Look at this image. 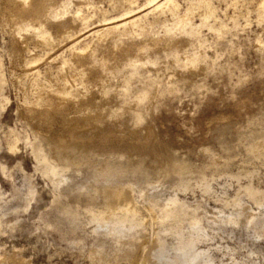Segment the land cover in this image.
Wrapping results in <instances>:
<instances>
[{
    "label": "rangeland",
    "instance_id": "1",
    "mask_svg": "<svg viewBox=\"0 0 264 264\" xmlns=\"http://www.w3.org/2000/svg\"><path fill=\"white\" fill-rule=\"evenodd\" d=\"M0 1V264L191 262L197 252L205 253L200 260L208 264H264V206L258 211L244 190L248 186L258 189L256 198L264 203V151H254L264 141L261 0H208L218 22L203 19L200 0H176L178 9L171 6L158 11H152L149 0H57L46 11L48 22L44 19L51 40L48 50L32 29L33 21L28 19L23 28H17L11 23L6 0ZM191 5L194 31L187 40L178 25ZM128 8L134 11L128 20L135 19L137 28L126 27L127 19L121 18ZM114 20L122 29L107 39L96 34L113 26ZM170 32L175 33L176 45L161 43L137 53L132 49L161 41ZM74 45L76 53L70 50ZM67 80L79 95L88 92L109 99L98 109L104 133L111 132L109 149H113L112 142L115 151L154 144L169 149L173 163L183 166L172 177L154 172L150 185L135 187L141 215L129 221L132 225L128 222L131 232L118 223L116 233L110 234L107 225L102 228L94 221L96 211L90 205L78 206L70 188H76L86 173L79 176L77 168H72L66 174L69 180L62 173L51 179L36 159V139L42 142V156H49L43 136H58L61 123L51 130L35 126L27 110L40 95L65 87ZM82 102L78 98L69 101L66 110L76 113ZM16 141L18 150L13 152L10 148ZM105 158L98 157L97 163ZM155 159L149 156L146 166L155 170L159 161ZM49 163L61 167L52 156ZM147 187L154 197L143 202L139 192ZM243 208H253L259 217L248 224L247 214L238 213ZM223 213L233 215L234 223ZM214 214L218 221L212 219ZM124 235L136 236L133 250L119 242ZM4 258L8 261L2 263Z\"/></svg>",
    "mask_w": 264,
    "mask_h": 264
},
{
    "label": "bare ground",
    "instance_id": "2",
    "mask_svg": "<svg viewBox=\"0 0 264 264\" xmlns=\"http://www.w3.org/2000/svg\"><path fill=\"white\" fill-rule=\"evenodd\" d=\"M6 2H7V10H8V13L10 14V17H11V23L14 26H16L17 28L18 27H22L23 28L24 23L28 19H31L33 21L31 23L32 24L31 25L32 29L34 28L39 33V35H40L39 36L40 37L39 38L40 39V43L43 46H45V50H46V48L48 50V48L51 46V40H50V38L48 36V33L45 31V27H44V22L45 21H44V19H46V21H47V18H49V17L46 16V11H47V9L52 8L57 3V0H6ZM147 2H149L148 5L152 4V7H153V10L151 9L152 11H158V10H161V9H164V8H170L171 6H172V8L175 7V10H176V8L178 7V5L176 3V0H165V1H162V0H159V1L149 0ZM198 5H199V8L201 10L203 19L207 20V19L213 18V19H215L216 22H218V18L216 16V9L211 5V3L208 0H200ZM144 6H146V5H144ZM66 7H67V5H66ZM193 7L194 6H192L189 9V11H187L188 12L187 15H185V16L182 15L183 17L180 18V23L178 25L179 26V30L184 35V38L187 39V40L190 38V36L193 34V31H194L193 28H192V22H191V17H190V15L193 14V11H194ZM133 9L135 10V8H133ZM195 9H197V8H195ZM4 10H6V8ZM127 10H126L127 13L125 12L126 14H123V15L121 14L122 15L121 18H123L124 20L127 19L125 21V23H124L126 25V27H127V25H130V26L132 25L134 27L136 20L135 19L128 20V18H129L128 15L132 14L134 11H132L130 8H128ZM170 12H171V10H170ZM258 12H259L260 15H262V13L264 12V0L260 1V6H259ZM150 13H151V11H150ZM146 14H148V13H146ZM49 15H50V13H49ZM105 15L106 14H104L103 17H105ZM5 16H6V14H5ZM54 16H56V15H54ZM80 18H81V16H80ZM259 18H261V17H259ZM115 19H116V17H115ZM141 19H142V17H141ZM3 20H5V19H3ZM6 21L7 20H5V22ZM117 21H115V20L111 21L110 25L116 23ZM233 22H235V21H233ZM108 23L109 22H107V25H109ZM220 24H224L223 21ZM137 25H139V24H137ZM137 25H135V27ZM119 26H121V25H115L114 24L113 26H107L106 29H103V30L101 29L102 31H97L96 34H98L99 37L106 38L110 34H112L114 30L121 28ZM189 26H191V28H192L191 32H188V30L190 28L187 30V28ZM222 26L224 27V25H222ZM138 28H140V26ZM98 29H100V28H98ZM123 29H124V27H123ZM88 30H89V28H88ZM135 31H137V29ZM132 34H133V32H132ZM27 35H28V33H27ZM87 36H89V35H87ZM174 36H175V33L170 32V34L167 35V37H164L161 41H154L153 43H150V41L148 43L146 41L147 42L146 44L138 45L136 47L134 46L135 48H132V49L136 53L138 51H142V50L144 52V51H147L150 48L152 49V47H153V49H155L154 47L158 48L159 44H161V43H162V45H164L166 47H170V46L175 44L174 43V41H175L174 40ZM121 37H118V38L121 39ZM18 38H19V36H18ZM144 38H145V36H144ZM23 39H24V37H22V40ZM52 39H53V37H52ZM65 39L66 38H64V40ZM122 39H123V37H122ZM128 39H130V38H128ZM19 42H20V40H19ZM72 42H74V41H72ZM72 42H71V44H73ZM79 43H81V42H79ZM103 43H104V41H103ZM105 43H106V41H105ZM119 43H118V45H119ZM84 44H85V42H84ZM113 45H112V47H113ZM162 45H161V47H162ZM131 46L133 47V45H131ZM131 46H129V47H131ZM87 47L88 46H86V48ZM53 48H55V45H54ZM116 48H118L117 45H115L113 47V49H116ZM129 49H131V48H129ZM169 49H171V48H169ZM70 50L71 51L73 50V52L76 53L77 52L76 45L72 46V49H70ZM89 50H91V48ZM71 54H72V52H71ZM84 54H86V53H84ZM75 55H73V56H75ZM77 55H79V54H77ZM82 55H83V53H82ZM95 55H96V53H95ZM17 56H19V54ZM58 57H60V55ZM83 58H85V57H83ZM81 61H79V62H81ZM32 64H33V61L31 63V65ZM64 65H66V64H64ZM81 66L82 65H80V67ZM35 67H32V69H34ZM62 68L63 67H61L60 69H62ZM67 68H68V66H67ZM84 68H86V67L84 66ZM71 69L73 70V68H71ZM66 70L67 69H65V71ZM78 71L80 72V70H78ZM36 72H34V74ZM82 72L80 74L78 73L79 76L82 74ZM84 72H85V70H84ZM36 76H37V74H36ZM81 77H83V76H81ZM68 78L70 79V77H68ZM66 79H67V76H66ZM65 80H64V82H65ZM68 80H67L66 86L64 85L65 87H63V86L61 87V85H60L58 87H55L54 89L51 88L52 92H50L51 93L50 95H48V96L45 95V94L43 96L40 95V97L35 101V103L33 104V102H32V106H30L28 108V110H27V115L32 120V122L35 124V126L36 125L39 126V125L42 124L45 127H47V129L51 130V128L54 126L55 123H57V122L61 123V129L59 131V135L58 136L53 137L50 134L43 136L44 139H46L48 141V144H49V151H50L49 156H47L46 154L44 156H42L41 152L44 149L43 145H42V142L36 139V142L33 145V150L35 152L36 159L38 160L40 166L43 167L44 172L46 171L47 176L50 177L51 179H54V178L58 177L59 174L62 173L63 177L66 178L67 180H69L70 177L68 178V176L66 174H67V172L68 173L71 172L72 168H77L76 173L79 176H85L84 174L86 173L87 175H86V177H84V180L82 182H76L75 183L76 185L79 184L76 188H75V185L71 186V188H70V190L72 192V195H74V199H76V201L78 200L77 201L78 206H83V204L90 205L91 208H93L94 211H96V213L93 216L94 221L97 222L99 224V226L102 227V228L105 225H107L109 227V229H110L109 230L110 234H115L116 233V224H118V223L119 224L120 223L124 224V226L128 230V232H131L132 223L129 222V221L133 217L138 215L139 212L141 211V209L137 205V202H136L135 197H134V193L136 191L135 187L136 188L141 187L143 184L150 185L151 184L150 179L152 180V179L155 178V175L153 177L154 172H155V174L163 173L166 176L172 177L174 173L177 174V172H181V170L183 169V166L180 163L178 164V162H176V164L173 163L174 162L173 161V157H172V154L169 151V149L164 148L162 146L154 145V144L150 145L148 143H144L141 146L134 147V148H121V147H118V148H116V151H115V145L112 142L113 149H109L108 145L111 142V140H110L111 132H109L107 134L104 133V131H103L102 127H101V113L98 110L101 106L104 105L101 102L103 100H107L108 98L105 97V96L104 97H100V98H95L93 95L88 94V92H86L83 95H79V92L77 90L78 88L76 89L70 83L71 81L69 80L70 81L69 82ZM50 81H52V80H50ZM46 87H48V86H46ZM97 88H96V90H97ZM47 89L48 88H46V90ZM89 89H90V87H89ZM89 89H87V90H89ZM98 95H99V93H98ZM108 97L110 98V96H108ZM77 98H78V100L81 99L83 101L82 104L80 106H78V108H77L78 111L76 113H71V112L68 111L69 109L66 110V107H65L66 103H68L69 101H73V103H74V101L76 102ZM24 107H25V105H24ZM104 107H106V106H104ZM24 111H26V110H24ZM102 124H104V123H102ZM107 124L110 125V123H107ZM114 126H113V128H114ZM148 131H149V129H148ZM152 135H153V132L150 131L149 132V136H148L149 139L152 137ZM17 141L11 145L10 149L13 152L18 150V146H17L18 142ZM254 151H255V154L256 153L260 154L261 152H263L264 151V141L256 144V149ZM51 156H52V158H54V159H56V160H58L60 162L61 167L56 166V165L54 166V165L49 163V159H50ZM100 156H104L106 158H105V160L103 162L97 163V158L100 157ZM149 156H154V158L159 160L157 167L154 168L155 170L150 169V168H148L146 166V162H147V159H148ZM154 167H155V165H154ZM83 168H86L87 171L83 172V170H84ZM132 181H136V182L134 183ZM244 190H246L245 192L252 199V201H255L254 203H256V205L258 206V211H259V208L264 206V203H262L261 200H258L256 198L257 195L258 196L260 195V191L258 189L257 190L254 189V188H252L250 186L246 187V189H244ZM261 192H263V191H261ZM139 193L141 195V198H142L143 202L147 198L152 199V197H154V196H149L148 187L146 188V190L142 189ZM262 196H260V197H262ZM0 201H1V199H0ZM152 211H150V212H152ZM238 213L239 214H242V213L247 214V217H248L247 223L248 224H252L259 217V214H260V213L255 212L253 210V208H251V209L243 208ZM139 215H141V214H139ZM261 215L263 216V224H264V213H261ZM223 216H224V218L228 219V221L230 223L233 222V219H232L233 215L226 216V214L223 213ZM212 219L214 221H218L217 214H214V216H212ZM128 222L131 223V225ZM0 232H1V229H0ZM119 242L124 243L128 247V249L131 251V250L134 249V246H135V244L137 242V238L134 235H133V237L126 238V235H124V236H121ZM159 245L162 247L163 243L159 241ZM202 255L204 257L206 256L204 252L195 253L193 255V260L191 262H189L187 260L173 261V260H170V259H161V260L158 259L156 262H157V264H208V263L203 262V261L200 260L202 258ZM1 261H2V263L3 262H7L8 259L4 258ZM144 264H145V262H144Z\"/></svg>",
    "mask_w": 264,
    "mask_h": 264
}]
</instances>
